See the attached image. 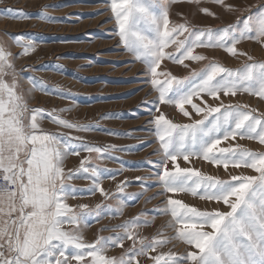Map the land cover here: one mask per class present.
<instances>
[{"label":"snow or ice","instance_id":"obj_1","mask_svg":"<svg viewBox=\"0 0 264 264\" xmlns=\"http://www.w3.org/2000/svg\"><path fill=\"white\" fill-rule=\"evenodd\" d=\"M104 2L111 12L110 20L115 21L113 31L119 44L134 63L144 66L141 74L151 87L148 95L156 94L153 100L142 102L150 105L148 123L158 144L153 153L160 157L153 174L156 183L146 184L153 176H138L140 193H126L131 183L127 178L115 191L105 190L103 173L110 172L107 178L112 180L116 173L102 168L101 160L115 159L111 152L128 149L88 142L79 133L99 129L100 120L121 114L108 112L95 122H86L69 118L68 114L79 107L74 100L70 106H32L37 92L59 99L80 93L58 83L49 85L41 77L25 78L26 71L35 69L32 65L18 69L15 62L35 53L39 41L25 32L0 31V264H142V258L150 264H264V151L239 143L248 140L264 145V111L222 99L248 94L264 102V60L237 47L244 41L264 46V0L244 6L226 0ZM182 2L216 19V12L200 5L219 6L235 13V21L215 28L197 25L186 16L182 22L172 19L173 5ZM56 7L61 5H42L36 17L56 22L49 14V9ZM0 13L6 14L5 19L33 18L31 13L12 7L0 9ZM13 47L21 51L14 53ZM215 48L246 60L233 69L197 52ZM165 61L187 69V75H176L167 67L162 70ZM186 61L206 63L197 69ZM25 82L29 87L23 86ZM161 106L172 107L185 120L169 118ZM45 121L56 130L46 128ZM132 131L122 135L142 139L133 137ZM81 151L87 155L78 167L66 168L68 158L79 157ZM193 160L222 169L227 178L190 166ZM229 169L248 171L234 174ZM119 171L122 174L124 169ZM75 179L90 183L80 189L72 183ZM152 187L160 191L148 202L164 197L163 207L152 211L170 217L164 228L172 230L171 236L164 230L151 237L140 234V228L154 222L142 211L114 228L100 229L114 235H97L91 242L85 238L88 217L99 222L105 209L113 216L123 215L127 199H139ZM81 191L91 195L99 192L105 202L115 203H68L78 199ZM181 193L222 207L200 208L174 198ZM127 241L131 243L125 247ZM173 241L184 244V252L174 251L175 245L165 251ZM114 248L121 251L110 255Z\"/></svg>","mask_w":264,"mask_h":264},{"label":"rangeland","instance_id":"obj_2","mask_svg":"<svg viewBox=\"0 0 264 264\" xmlns=\"http://www.w3.org/2000/svg\"><path fill=\"white\" fill-rule=\"evenodd\" d=\"M227 3L234 5H254L260 0H226ZM42 5H61V7L50 8L49 14L57 18L56 22H45L43 19L37 18L36 13ZM22 9L32 14L28 20H13L3 18L6 14L0 13V31L7 29L12 33L25 32L32 35L39 41L37 51L27 57H20L16 60L18 69L27 65H32L35 71H26L25 78L28 76L41 77L49 82V85L61 84L71 88L73 92L80 93L75 97L68 99H59L56 95L45 96L39 92L35 94L32 106H42L46 108L70 106L74 100L79 107L74 112L68 114L71 119H79L86 122H95L104 113L112 112L121 114V117L115 119L100 120V128L94 129L87 133H79L86 137V141L103 145H117L128 150L113 151L111 156L115 159H102V168H107L116 173V179L107 178L110 172H104L103 187L105 190L115 191L116 185L127 178L131 183L126 188V193H140V181L136 177H149L157 171L158 166L155 164L160 159L158 155H154L158 144L154 142L155 138L151 134L152 125L148 123L151 119L149 114L150 105H143L142 102L147 98L151 101L156 94L148 95L151 87L146 83L147 77L142 75L144 66L138 62H133V57L124 51L123 46L119 44V38L115 35L113 29L116 28L115 21L110 20L111 12L107 10L108 5L104 0H2L0 9L4 8ZM200 7H209L217 13L219 19L207 17L197 11L195 5L182 2L174 4L172 7V19L181 21L186 16L193 23L201 26H213L221 28L228 23L235 21V13H227L219 6L202 2ZM256 9L254 8L253 11ZM103 13V14H97ZM180 13L182 15H177ZM238 49L247 52L257 60H264V46L255 41H244L239 44ZM14 53L21 51L19 48H12ZM197 52H203L210 58H215L226 67L239 68L245 62L246 57H232L223 49H197ZM227 61V62H226ZM192 68L199 69L206 62H189ZM87 65H91L90 67ZM167 67L174 74L183 76L187 75L188 70L182 66L173 65L169 61H165L161 65L163 70ZM142 84V85H139ZM138 87H135L137 86ZM25 88L29 85L25 82ZM222 99L226 103L249 104L256 107L260 111H264V102L258 98L248 94H238L236 97H228ZM212 101H210L211 103ZM169 118L183 122L185 118L181 116L170 106H161ZM44 126L51 130H56V126L45 121ZM106 130H111L110 134ZM135 130V131H132ZM66 131V130H61ZM132 131L133 137L142 139H134L122 135V133ZM75 134V133H74ZM239 143L246 145L252 150L264 151V145H260L255 141L242 140ZM87 153L81 151L79 157L72 156L66 161V168L78 167L80 159ZM151 160L153 163H147ZM181 166H186L181 162ZM199 168L212 175H220L227 178L228 173L222 169H216L212 165L204 161L193 160L190 165ZM124 169L120 173V169ZM230 172L238 174L240 171L233 170ZM248 174H253L248 172ZM77 188L85 189L90 183L88 180L75 179L72 181ZM154 176L146 181V184H155ZM160 191L159 187H152L146 195L139 199H127V207L124 209L123 215L113 216L111 210H103L105 214L96 222L95 217H88L90 227L84 230L85 238L91 242L97 235L110 236L114 235L111 231H103V228H114L118 224H122L125 220L137 216L142 211H147L146 219L153 220L150 225L139 229L140 234L151 237L158 230H164L167 235L171 236L172 230L166 229L164 226L168 223L170 217L167 215H158L152 211L163 207V196H159L148 202L149 197L154 196ZM123 196V194H121ZM79 198L69 200L68 203L88 204L95 206L98 203H115L114 201H104V198L97 192L91 195L87 191L78 193ZM176 199H181L185 203L200 208L222 207L214 203L201 201L190 194H176ZM223 210V209H222ZM125 243V247L130 244ZM174 251L184 252L185 245L173 241L164 250L173 248ZM121 250L118 248L111 249L109 254L116 255ZM142 264H150V261L142 258Z\"/></svg>","mask_w":264,"mask_h":264},{"label":"bare ground","instance_id":"obj_3","mask_svg":"<svg viewBox=\"0 0 264 264\" xmlns=\"http://www.w3.org/2000/svg\"><path fill=\"white\" fill-rule=\"evenodd\" d=\"M227 62V61H226ZM139 85H142V84H139ZM135 87H138V85L137 86H135Z\"/></svg>","mask_w":264,"mask_h":264}]
</instances>
